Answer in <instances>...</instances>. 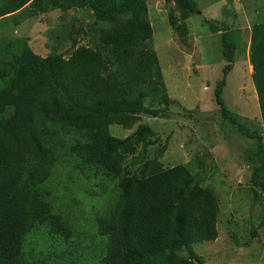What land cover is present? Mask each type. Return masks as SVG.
Wrapping results in <instances>:
<instances>
[{
  "label": "trees",
  "instance_id": "trees-1",
  "mask_svg": "<svg viewBox=\"0 0 264 264\" xmlns=\"http://www.w3.org/2000/svg\"><path fill=\"white\" fill-rule=\"evenodd\" d=\"M165 2H174L168 12L169 24L181 37L186 36V20L199 14L197 3ZM225 8L224 14H229V6ZM72 9L84 10L96 25L104 26L98 32L97 47L113 65L114 54H118L122 65L117 76L114 69H107V63H100L90 52L88 57L84 49L63 57L69 51L58 48L64 37L77 33L72 26H60L49 35L54 46L44 56L34 52L30 35H13L23 21L39 13ZM8 25L13 28L6 29ZM211 31L221 30L212 25ZM151 35L147 0H0V264H90L73 254L72 226L53 212L41 189L50 174L61 170L59 165L80 168V164H89L114 173L123 152L149 143L144 128L125 139L111 135L110 128L130 129L141 113L152 117L169 113L171 100L157 54L149 43L143 45ZM236 39L222 31L225 63L212 95L222 121L251 141L245 159L251 170L250 183L261 193L264 130L260 125L250 129L223 98ZM91 60L107 77L102 90L92 94L93 86L85 85V80L91 81V70L94 73ZM249 60L264 124V22L251 28ZM67 141L72 143L68 154L62 151L68 148ZM160 169L159 165L156 175H148L141 166L114 173L115 177L104 170L115 181V197H108L110 203L94 216L101 248L94 253L93 264H196L192 245L215 240L219 204L214 189L188 170L165 173Z\"/></svg>",
  "mask_w": 264,
  "mask_h": 264
},
{
  "label": "rangeland",
  "instance_id": "rangeland-1",
  "mask_svg": "<svg viewBox=\"0 0 264 264\" xmlns=\"http://www.w3.org/2000/svg\"><path fill=\"white\" fill-rule=\"evenodd\" d=\"M194 1L199 14L186 20L187 35L181 37L168 22V12L173 9L174 2L147 0L152 35L143 45L149 43L157 54L171 103L167 117L141 113L130 129L111 126V135L121 139L134 135L141 128L149 139L147 145L139 143L123 152L114 173L136 171L145 166L148 175H156L160 165V170L165 173L177 168L197 174L202 184L209 185L217 194L219 214L215 240L192 245L196 264H264V192L253 189L251 170L245 159L251 141L222 121L212 95L215 83L222 76L225 61L221 56V34L227 30L231 38L236 36L237 50L223 98L231 111L246 120L250 129L260 125L264 130L249 60L251 28L264 22V0ZM224 7L229 14H224ZM178 15L177 12L176 24L181 22ZM67 25L77 33L61 40L58 51H69V55L63 57L70 58L79 49H84L88 51L84 52L88 57L90 52V56L94 55L100 63H107V69H114V77L117 76L122 65L118 54H114L113 65L106 60V52L97 47L98 32L104 26L96 25L93 16L84 10L39 13L23 21L13 35H30L34 52L44 56L54 46L49 35ZM212 25L221 31L212 32ZM7 27L8 30L13 28ZM91 61L94 73L91 70L90 82L85 80V85L93 86L94 91L89 89L90 94L102 90L103 80L107 79L104 71L97 69L95 61ZM150 99L147 97V102ZM65 145L68 148L64 147L62 151L68 154L72 143L67 141ZM80 165V168H74L72 164L59 165L61 170L50 174L52 177L47 179L41 191L52 204L53 212L63 216L72 226L73 254L78 259L81 257L83 262L87 259L93 264L94 253L101 248L93 228L94 216L106 208L109 198L114 199L112 186L115 181L105 175V169L101 167ZM104 188V197L100 198L98 195Z\"/></svg>",
  "mask_w": 264,
  "mask_h": 264
}]
</instances>
